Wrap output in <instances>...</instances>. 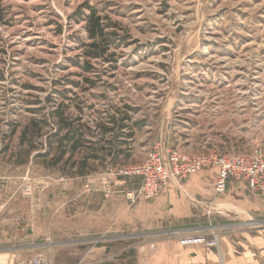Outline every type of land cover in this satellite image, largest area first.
<instances>
[{
	"label": "rangeland",
	"instance_id": "1",
	"mask_svg": "<svg viewBox=\"0 0 264 264\" xmlns=\"http://www.w3.org/2000/svg\"><path fill=\"white\" fill-rule=\"evenodd\" d=\"M91 9L112 45L100 57L86 53ZM62 106L92 141L99 121L139 122L120 163L91 160L83 175L70 154L56 164L47 137ZM160 140L192 155L264 149V0H0V175L15 177L0 179V264L40 254L53 264H192L181 240L203 232L151 217L158 197L103 192L105 173L142 163ZM110 177L118 189L139 184ZM92 179L96 191L84 193ZM246 193L259 207L234 195L226 209L202 210L199 221L212 219L204 235L264 233V193Z\"/></svg>",
	"mask_w": 264,
	"mask_h": 264
},
{
	"label": "crops",
	"instance_id": "2",
	"mask_svg": "<svg viewBox=\"0 0 264 264\" xmlns=\"http://www.w3.org/2000/svg\"><path fill=\"white\" fill-rule=\"evenodd\" d=\"M131 142L133 143L134 141L129 139L127 146L124 145L123 147L131 149ZM217 172V168H212L191 175L181 183L170 181L164 186L160 196L150 201L149 215L156 217L159 223L167 221L171 224L191 225L192 227L188 226L185 229L207 234L209 232L207 231L209 229V225L207 226V224L212 225V219L209 217V221L204 223L203 221H199L205 215L203 211L207 209L213 210L216 206L220 209L221 207H223L222 209L228 208L224 206L228 205L229 200L234 195L245 197L241 200L242 207L244 205L251 208L259 207V200L251 199L257 198L256 195L253 196V194L246 193H252L253 191L244 182L231 180L227 184L225 192L222 194L217 193L214 188ZM3 178H6L8 180L6 182H9V180H13L15 177L0 175V179ZM70 180L69 178L64 179V182H66L63 183V186H66L65 190L71 186L72 181L69 182ZM0 191L2 192L1 189ZM215 210L218 211L217 209ZM215 229H218V227H214L211 230ZM217 240L218 244L213 247L214 249L205 245H196L180 251L183 255H190L194 250L195 256L191 258L192 264H264L263 232L247 230L219 233ZM172 246L170 247L172 251L180 249L177 243L172 244ZM160 264H176V262L174 259L173 261L160 259Z\"/></svg>",
	"mask_w": 264,
	"mask_h": 264
},
{
	"label": "built area",
	"instance_id": "3",
	"mask_svg": "<svg viewBox=\"0 0 264 264\" xmlns=\"http://www.w3.org/2000/svg\"><path fill=\"white\" fill-rule=\"evenodd\" d=\"M217 168L215 191L225 192L229 181L244 182L247 187L257 193H264V149L257 148L253 152L222 155L217 152L207 154H188L178 149H169L164 140H160L146 159L137 165H121L115 167L103 177V192L106 197L125 194L132 203L140 198L151 200L160 196L162 189L170 181L180 182L187 177L203 170ZM119 179L137 180L134 188H116L110 175ZM95 180L84 186V193L96 191ZM121 189V190H120ZM185 246L205 245L217 246V237L209 239L207 235H187L181 240ZM20 264H53L44 255H36L23 260Z\"/></svg>",
	"mask_w": 264,
	"mask_h": 264
},
{
	"label": "trees",
	"instance_id": "4",
	"mask_svg": "<svg viewBox=\"0 0 264 264\" xmlns=\"http://www.w3.org/2000/svg\"><path fill=\"white\" fill-rule=\"evenodd\" d=\"M83 17L81 12H76L74 15H79ZM86 28L88 31V36L92 41L87 45L88 50L86 51L88 56L100 57L109 53L111 48V41L109 39L108 33L106 32V25L103 22V18L97 13L95 9H91L90 13L86 16ZM92 65L88 62L85 66L86 69H90ZM93 84V81L87 80ZM66 107L62 106L56 108L53 111V118L56 119L58 124V129L56 133H51L48 136L49 146L52 147L53 143H57L58 155L55 157V163L61 162L67 154H70L66 162H73L72 167L76 164L80 166V174L83 175V171L87 168L89 161H105L110 158V161L117 165L120 163L122 156L126 155V150L123 146L128 144V140L132 139L134 136V129L140 128V123L135 122L129 124L131 120L129 116H123L121 118L112 117L108 122L99 121L95 125L94 131L98 135L97 141H92L91 139H86L87 132H93L92 128L81 122L80 117L75 119L70 118L67 115ZM39 127L38 123L35 124ZM32 126H28L22 132L21 144L27 140L29 131H31ZM35 129V128H34ZM90 130V132H89ZM83 151L85 156L82 160H73V156L79 152ZM42 154L40 153L39 156ZM78 166V167H79ZM129 181V180H128ZM138 183L135 179L129 182L131 186Z\"/></svg>",
	"mask_w": 264,
	"mask_h": 264
}]
</instances>
